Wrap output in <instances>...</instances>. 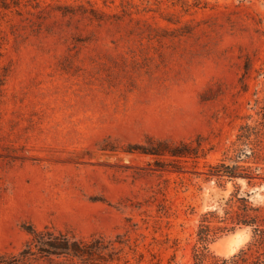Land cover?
Returning a JSON list of instances; mask_svg holds the SVG:
<instances>
[{"label":"rangeland","instance_id":"obj_1","mask_svg":"<svg viewBox=\"0 0 264 264\" xmlns=\"http://www.w3.org/2000/svg\"><path fill=\"white\" fill-rule=\"evenodd\" d=\"M38 1L0 14V256L33 225L111 240L105 264H195L203 213L237 185L264 206V185L206 180L240 126L264 122V0ZM93 7L132 15L100 23ZM183 140L198 158L146 151Z\"/></svg>","mask_w":264,"mask_h":264},{"label":"trees","instance_id":"obj_2","mask_svg":"<svg viewBox=\"0 0 264 264\" xmlns=\"http://www.w3.org/2000/svg\"><path fill=\"white\" fill-rule=\"evenodd\" d=\"M40 5L38 0H0V14L12 12L23 15V10L29 6L38 8ZM64 8L68 9L67 12L75 13L71 6ZM123 11V15H110L93 7L89 13L91 20L102 23L114 18L118 23L123 16L132 15L127 9ZM245 69L248 74L250 67L246 65ZM146 151L159 155L168 153L173 158L182 159L198 158L203 149L200 140L197 146L192 141L183 140L169 144L159 142ZM207 167L206 180L216 179L221 184L225 180L236 181L241 178L250 187L264 185V122L242 124L236 139L223 157ZM245 227L252 229V239L238 253L223 258L211 251V243ZM25 230L30 235L26 245L16 254L1 255L0 264H32L40 259L58 264H105L114 255V242L103 236L83 238L71 231L53 227L39 229L33 225L26 226ZM193 259L195 264H264V206L251 202L247 195L240 192V185H237L220 210L202 214L197 229V243L193 247Z\"/></svg>","mask_w":264,"mask_h":264},{"label":"bare ground","instance_id":"obj_3","mask_svg":"<svg viewBox=\"0 0 264 264\" xmlns=\"http://www.w3.org/2000/svg\"><path fill=\"white\" fill-rule=\"evenodd\" d=\"M240 232H237L236 234L230 235L231 242H234L237 238H239Z\"/></svg>","mask_w":264,"mask_h":264}]
</instances>
